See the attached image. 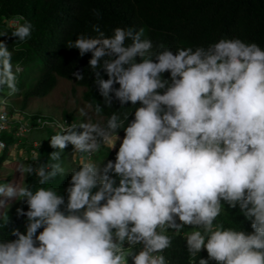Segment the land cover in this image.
<instances>
[{"label": "clouds", "instance_id": "1", "mask_svg": "<svg viewBox=\"0 0 264 264\" xmlns=\"http://www.w3.org/2000/svg\"><path fill=\"white\" fill-rule=\"evenodd\" d=\"M3 23L19 42L32 34L24 15ZM93 30L98 35L80 34L67 47L81 57L92 54L89 66L105 106L118 101L124 110L139 103L126 127L128 111L113 112L101 126L78 123L75 115L69 120L67 110L61 116L33 113L30 104L39 99L24 107L29 87L17 76L26 69L13 66L12 52L0 41V91L6 88L8 96L0 97V129L6 112L26 113L33 123L42 117L67 124L59 132L46 129L52 131L51 147L59 149L50 157L55 163L21 169L35 172L39 186L0 182V197L28 206L26 212L17 209L27 218L25 231L13 229L15 239L0 238V264H129L130 258L132 264H169L162 253L172 246L170 235L186 226L192 229L185 234L190 254L207 250L208 259L199 264H264V49L239 38L207 48L154 49L144 28L116 27L111 36L98 24ZM72 75L84 79L80 71ZM95 111L103 107L97 103ZM4 141L0 154L7 150L11 156L13 137ZM69 144L81 158L71 170L66 202L45 185L66 174L59 161ZM44 146L31 158L38 159ZM105 147L118 151L115 161L98 165ZM6 200L0 199V208ZM224 202L239 206L252 232L217 222ZM0 219L3 229L7 214Z\"/></svg>", "mask_w": 264, "mask_h": 264}, {"label": "trees", "instance_id": "2", "mask_svg": "<svg viewBox=\"0 0 264 264\" xmlns=\"http://www.w3.org/2000/svg\"><path fill=\"white\" fill-rule=\"evenodd\" d=\"M93 9L99 10L101 19L93 15ZM12 15H24L26 21L32 24V34L27 41H17L18 38L12 36V31L4 25L3 20ZM97 24L106 36H111L116 27H131L137 31L144 28V38L152 40L154 49H158L160 44L173 51L188 47L207 48L224 38L255 42L264 49V0H0V35H3L0 36V41L5 42L12 52L13 66L20 64L26 69L22 76H17L18 83L27 86L31 68L40 66L42 69L35 84L28 86L24 94V107L32 99L48 96L57 86L59 78H65L73 81L76 86L86 88L83 100L103 119L99 123L101 126L106 124L113 112L128 111L129 118L125 127L127 126L134 118L135 108L140 106L139 103L136 106L129 103L124 106V110H121L118 101H114L111 107L105 106L89 66L92 54L87 53L81 57L78 49L67 47L68 41H75L80 34L98 35L93 30V25ZM76 71L84 75L83 80L78 81L72 75ZM101 74L105 79L108 78L103 70ZM163 78L170 79V73H164ZM97 103L103 107L101 113L95 111ZM64 114L69 120L74 119L73 113L65 111ZM118 135L123 138L124 129H120ZM0 138L6 141L12 139L9 133L0 135ZM47 145L48 143L40 149L38 159H29V167L35 169L55 163L50 157L59 149L52 148L51 143L48 148ZM72 147L69 144L63 153ZM117 152L105 147L100 152L104 155L100 164L106 165L109 160L114 162ZM6 157L8 158L7 150L0 154V166L5 163ZM59 162L62 164V159ZM27 179V186H39L35 172L28 173ZM115 179L118 184L119 177ZM70 180V175H58L45 186L52 187L58 194L63 193L67 197L66 189ZM27 210L26 204L24 211ZM177 222L180 223L178 218ZM217 222L224 227L234 226L249 233L253 231L251 220L244 216L239 206L233 209L225 202ZM26 223L27 218L24 216L9 218L6 226L0 229V238L15 239L11 236L12 230L24 232ZM42 230H38L37 234ZM191 230L190 226H186L178 235H170L172 246L162 253L169 264H199L200 259H208L206 249L195 256L190 254L185 234ZM129 264H132L131 258ZM209 264L216 262L210 260Z\"/></svg>", "mask_w": 264, "mask_h": 264}, {"label": "rangeland", "instance_id": "3", "mask_svg": "<svg viewBox=\"0 0 264 264\" xmlns=\"http://www.w3.org/2000/svg\"><path fill=\"white\" fill-rule=\"evenodd\" d=\"M41 71L42 69L40 66H36L35 69L31 68L30 79L27 81V86L31 87L34 85V83L40 76ZM24 90H26V87L24 88ZM85 91V88L76 86L73 81H68L67 79L59 78L57 86L50 93V95H48L45 99H39L37 101H34L32 104H30V110L33 113L40 112L41 114L57 116H61L63 114V111L67 110L68 112H72L75 115L76 121L78 123H102L103 119L98 117L93 112L91 106L83 100V94ZM0 97H8L6 88L3 91H0ZM20 103L21 102L18 101L17 103H15V105L19 108ZM51 136L52 131L50 130H45L44 132L40 133L37 131H33L31 134L26 136L22 140L20 148H17L21 153L14 152L11 154V156L8 155V158L6 157L7 160L5 161V163L0 166V182L11 183L15 185L22 180L24 185L27 186L28 172H21V169H27L29 167L28 161L32 155V145H34V143H37L38 145L41 144V146H43L47 142L49 145ZM80 158L81 157H76L74 152H72L71 150H68L67 152L61 154V159L63 162L62 166L65 168L66 171L64 177L67 175L71 176V170L73 168L79 167ZM85 159H87L86 156ZM95 162L98 165L100 164L98 160H96ZM59 195L64 196L63 193ZM64 197L65 201H67V197ZM0 199L6 200V198L4 197H0ZM25 206L26 202L23 200H6L5 206L0 208V216L6 213L9 219L18 215L17 209L22 208L24 210ZM0 221H2V219H0Z\"/></svg>", "mask_w": 264, "mask_h": 264}, {"label": "built area", "instance_id": "4", "mask_svg": "<svg viewBox=\"0 0 264 264\" xmlns=\"http://www.w3.org/2000/svg\"><path fill=\"white\" fill-rule=\"evenodd\" d=\"M6 114H7L8 120H7L6 126L3 129H0V135L5 134V133H9L12 135L13 143L11 147L9 148L10 153L20 152L19 149L17 148L18 147L20 148L22 144V140L34 129H38V130L50 129L55 132H59L60 131L59 125L67 126L66 121H60L57 119L51 120V119L39 117L36 120V122L33 123V120L31 119V117L26 113L15 112L11 114V113L6 112ZM0 141H3L7 147V144L4 140L0 138ZM36 148H38V144L34 143V149L31 151L32 157L34 153H37L35 150Z\"/></svg>", "mask_w": 264, "mask_h": 264}]
</instances>
